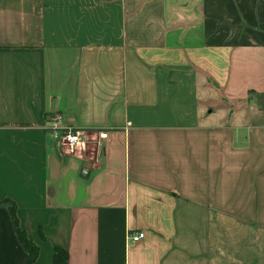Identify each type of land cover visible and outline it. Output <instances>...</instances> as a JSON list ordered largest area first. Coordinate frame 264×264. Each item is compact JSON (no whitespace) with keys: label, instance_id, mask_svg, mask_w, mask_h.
I'll return each instance as SVG.
<instances>
[{"label":"crops","instance_id":"crops-1","mask_svg":"<svg viewBox=\"0 0 264 264\" xmlns=\"http://www.w3.org/2000/svg\"><path fill=\"white\" fill-rule=\"evenodd\" d=\"M3 199L32 264H264V0H0V264H24Z\"/></svg>","mask_w":264,"mask_h":264},{"label":"built area","instance_id":"built-area-1","mask_svg":"<svg viewBox=\"0 0 264 264\" xmlns=\"http://www.w3.org/2000/svg\"><path fill=\"white\" fill-rule=\"evenodd\" d=\"M45 131L48 140L52 146L61 154L70 153L80 141L81 133L79 130L69 126L62 125L58 121V117L47 118L45 122ZM100 137H104L105 133L100 132ZM143 235L142 232L128 233L127 240L130 242L137 241Z\"/></svg>","mask_w":264,"mask_h":264},{"label":"trees","instance_id":"trees-1","mask_svg":"<svg viewBox=\"0 0 264 264\" xmlns=\"http://www.w3.org/2000/svg\"><path fill=\"white\" fill-rule=\"evenodd\" d=\"M1 201V200H0ZM2 202H9L8 210L13 227V231L26 252L24 264H32L37 254L36 245L25 235V232L18 227L17 219L14 214L15 205L8 199H3ZM50 264H67V252L64 248L55 246Z\"/></svg>","mask_w":264,"mask_h":264}]
</instances>
